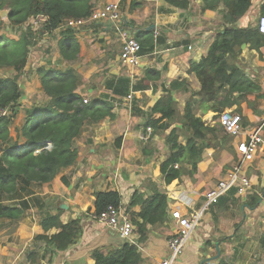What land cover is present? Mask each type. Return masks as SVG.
<instances>
[{"label": "crops", "instance_id": "crops-1", "mask_svg": "<svg viewBox=\"0 0 264 264\" xmlns=\"http://www.w3.org/2000/svg\"><path fill=\"white\" fill-rule=\"evenodd\" d=\"M189 1V8L182 9L164 0H96L95 6L118 2L125 22L135 30L134 35L149 30L154 31V36L158 33L153 48L142 53L141 64L137 67L121 64L119 32L107 21L78 30L80 52L75 60L68 61L60 53L58 41L63 28L45 33L32 47L28 63L18 79L23 94L10 126L8 143L17 141L26 110L35 103L46 101L40 68L65 70L74 67L82 77L77 91L84 98L110 100L116 117L85 125L82 135L76 139L79 154L75 164L61 171L52 182L34 188L35 193L27 197L31 207L21 218L15 220L0 214V264H34L28 256L35 249L40 251L35 264H95L93 249L118 248L128 241L91 218L95 193L120 192L122 206L129 213L132 195L136 190L148 191L150 181L169 196V220L163 225H148V236L143 241L135 231L133 240L143 256L142 264H159L168 255V239L177 229L170 210L178 205L185 212L201 210L205 193L228 175L239 158L238 138H233L231 148H224L216 157L213 148L207 149L194 176L183 175L166 185L160 164L168 156L166 135L169 131L154 133L153 129L149 132L146 128L152 106L171 81L187 79L189 88L200 89L195 74L189 73L191 63L206 55L215 36L224 27L223 3L216 9H205L204 0ZM261 15H264V0H252L248 17L240 19L238 24L256 26ZM152 25L155 29L149 28ZM239 63L256 86L241 103L240 114L245 127L249 128L259 122L264 110V46L259 51L248 45L242 47ZM147 69L159 72L160 79L144 80L145 88L134 89ZM15 74L13 68L0 69L1 76ZM126 79L130 83L122 88L127 94L115 91L119 82ZM173 96L178 106H184L190 92L175 90ZM235 108L230 109L235 111ZM214 116L211 112L207 113L208 120L203 118L213 125ZM0 145L2 152L6 144ZM243 168L253 184L251 193L238 196L231 190L217 204L208 207L185 247L186 258L178 259L177 264H264V146L255 160L245 163ZM63 177L69 181L68 185L63 182ZM258 196L260 198L254 204ZM13 204L16 205V201ZM60 209L63 222L82 218L83 234L66 251L54 252L52 245L37 242L35 237L45 233L40 224L41 217ZM139 210L140 207L130 209L131 212ZM57 231L53 228L47 234Z\"/></svg>", "mask_w": 264, "mask_h": 264}, {"label": "trees", "instance_id": "trees-1", "mask_svg": "<svg viewBox=\"0 0 264 264\" xmlns=\"http://www.w3.org/2000/svg\"><path fill=\"white\" fill-rule=\"evenodd\" d=\"M182 9L189 8V0H164ZM205 9H216L219 3L225 6L224 27L215 36L205 56L198 62H192L189 73L195 74L200 89L188 87L187 79H176L165 88V93L152 106L146 120V128L154 133H165L169 146V155L160 164V170L166 185L183 175L194 176L197 166L203 160L207 149L213 148L216 157L224 148H231L233 137L218 124H210L203 116L214 112V120L220 113L233 107L241 113V103L247 94L255 91V84L239 63L243 44L252 49L264 46V35L257 26L245 24L239 20L248 17L252 0H204ZM96 0H0V11L8 10V15L0 13V27L8 22L12 29L20 30L19 37L0 36V69L13 68L16 74L0 77V108H10L9 116H0V144H6L0 153V214L15 220L21 218L31 207L28 196L35 193L34 188L52 182L64 169L75 164L78 158V139L88 123H97L104 119H115L114 104L108 99H90L84 102V96L77 91L82 77L74 67L65 70L40 68L39 73L46 101L35 103L26 110L25 121L18 129L15 143H8L10 126L13 123L22 97L18 79L25 69L30 51L45 33H60L59 50L68 61L75 60L80 52L76 28H64L69 19H87L92 14ZM45 16L43 27L35 29L31 20ZM132 27V26H131ZM141 32V34H140ZM135 34L142 46L141 53L155 44L154 31ZM160 79L155 69H147L144 78L134 89L145 88L146 81ZM121 83V84H120ZM128 79L121 80L115 91L127 94L124 85ZM190 92L183 111L180 110L173 91ZM129 93V92H128ZM199 111L203 113L199 114ZM244 122V118H243ZM175 123L181 124L179 128ZM182 131L186 143H182ZM19 140V141H18ZM8 143V144H7ZM48 144L50 148H45ZM1 147V145H0ZM42 148L39 152L35 149ZM69 184L66 177L62 178ZM148 191L136 190L131 197L128 211L135 225V231L143 241L148 236V225H163L169 220V196L155 182L150 181ZM236 190V189H232ZM94 214L101 215L109 207L122 206V195L116 190L95 193ZM254 200V204L259 200ZM9 203H6L8 202ZM16 201V205L13 204ZM253 204V205H254ZM140 207L138 212L130 209ZM62 209L56 213L47 212L40 224L45 233L37 235L35 241L53 246L54 252L66 251L76 244L83 234L82 218H71L63 222ZM53 228L54 234H47ZM39 250L29 254L31 263H36ZM95 264H142L143 256L138 244L126 241L118 248H100L92 250Z\"/></svg>", "mask_w": 264, "mask_h": 264}, {"label": "built area", "instance_id": "built-area-1", "mask_svg": "<svg viewBox=\"0 0 264 264\" xmlns=\"http://www.w3.org/2000/svg\"><path fill=\"white\" fill-rule=\"evenodd\" d=\"M45 16H39L33 20L34 28H41L46 22ZM107 21L112 23L119 32L122 48L119 60L123 66L137 67L141 64L142 46L139 40L135 37L132 27L127 24L122 16L120 4L118 2H109L104 5L94 8L89 18L69 19L65 22L64 28L80 29L92 23ZM264 35V15H261L256 25ZM158 33L155 32V37ZM190 48H192L190 46ZM90 99L85 97L84 102L87 103ZM11 109L0 108V116H9ZM218 122L224 130L233 138H238L240 141L237 144V152L239 158L233 165L226 177H223L218 183L205 193V204L199 211L185 212L181 206H174L170 210V217L174 220L177 229L174 234L168 239L169 253L160 261L159 264H175L179 255L183 252L188 244L193 232L199 226L204 211L213 204H217L221 197L227 194L232 189H236L235 193L238 196H246L253 190V184L250 177L244 172V164L253 162L258 153L264 146V110L259 122L253 126L246 128L243 122V116L233 109H226L218 116ZM151 127L147 130L150 132ZM48 144L45 148H50ZM42 148L35 149L39 152ZM91 218L101 222L108 228L112 229L125 240L134 242L135 225L133 224L129 213L123 208L109 207L101 215L91 214Z\"/></svg>", "mask_w": 264, "mask_h": 264}, {"label": "rangeland", "instance_id": "rangeland-1", "mask_svg": "<svg viewBox=\"0 0 264 264\" xmlns=\"http://www.w3.org/2000/svg\"><path fill=\"white\" fill-rule=\"evenodd\" d=\"M0 13H1V11H0ZM8 24V22L6 21V23L4 24V25H2L1 27H0V36L1 35H6V36H8L9 38H18L19 37V35H20V30H17V29H12L11 28V26H8L7 25ZM35 29H37V28H35ZM55 38H57V36H55ZM59 42V41H58ZM57 42V43H58ZM44 48H45V46H44ZM1 76V75H0ZM8 76H13V75H8ZM179 107H181L180 109H181V111L183 110V105H179ZM209 113H211V112H209ZM208 113V114H209ZM199 114L200 115H202L203 113H201V111H199ZM204 115V114H203ZM206 116H207V114H205L204 115V118L206 119V120H208L207 118H206ZM218 117V116H217ZM179 128L181 127V124H179V123H175ZM214 124H218V119H216V120H214V123H213V125ZM186 136H185V133L182 131V134H181V136H180V140L182 141V142H185L186 141ZM168 146V145H167ZM167 150V149H166ZM0 151H1V147H0ZM169 146H168V151H167V153H168V155H169ZM200 225V224H199ZM185 250H186V248H184V250H183V252L179 255V257H178V259H182V258H186V255H185ZM177 263H179L178 261H176V263L175 264H177Z\"/></svg>", "mask_w": 264, "mask_h": 264}, {"label": "water", "instance_id": "water-1", "mask_svg": "<svg viewBox=\"0 0 264 264\" xmlns=\"http://www.w3.org/2000/svg\"><path fill=\"white\" fill-rule=\"evenodd\" d=\"M1 15H2V17H6L7 15H8V10H2L1 11ZM155 25H152V26H150L149 28H151V29H155ZM135 32V30L133 29V33ZM246 46V44H243V46L242 47H245Z\"/></svg>", "mask_w": 264, "mask_h": 264}]
</instances>
